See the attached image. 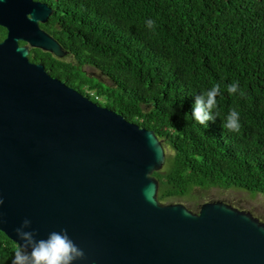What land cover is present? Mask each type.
I'll list each match as a JSON object with an SVG mask.
<instances>
[{"label":"water","instance_id":"obj_1","mask_svg":"<svg viewBox=\"0 0 264 264\" xmlns=\"http://www.w3.org/2000/svg\"><path fill=\"white\" fill-rule=\"evenodd\" d=\"M52 12L0 0V232L17 245L25 218L37 240L67 229L85 252L73 264H264L263 222L221 201L197 212L160 203L153 173L165 151L154 132L29 60V47L67 56L39 28Z\"/></svg>","mask_w":264,"mask_h":264},{"label":"trees","instance_id":"obj_2","mask_svg":"<svg viewBox=\"0 0 264 264\" xmlns=\"http://www.w3.org/2000/svg\"><path fill=\"white\" fill-rule=\"evenodd\" d=\"M35 1L52 8L44 29L67 56L34 49L29 60L154 132L165 151L162 169L153 173L160 203L200 202L210 188L264 197V0ZM86 67L110 83L89 76ZM233 81L243 96L229 95ZM216 83L215 119L199 124L192 117L195 98ZM233 108L239 133L224 127ZM16 246L0 232V264H11Z\"/></svg>","mask_w":264,"mask_h":264},{"label":"clouds","instance_id":"obj_3","mask_svg":"<svg viewBox=\"0 0 264 264\" xmlns=\"http://www.w3.org/2000/svg\"><path fill=\"white\" fill-rule=\"evenodd\" d=\"M156 22L147 21V27L154 29ZM229 95L236 94L238 91L243 96L244 92L240 90L239 81H233L226 85ZM221 93V85L216 83L205 93L195 98V106L192 117L202 125L212 121L215 117L212 115L213 109L217 107L216 97ZM230 132L239 133L241 131L240 113L236 108L230 110L226 117L224 125ZM3 198L0 197V205L3 204ZM0 219V223H2ZM32 221L25 218L15 233L19 238L17 246L14 249V256L11 264H73L74 261L85 259V252L78 247L72 239L69 238L67 229H61L59 232L53 231L48 234L46 239H36L37 231L31 229ZM30 249V251H29Z\"/></svg>","mask_w":264,"mask_h":264},{"label":"rangeland","instance_id":"obj_4","mask_svg":"<svg viewBox=\"0 0 264 264\" xmlns=\"http://www.w3.org/2000/svg\"><path fill=\"white\" fill-rule=\"evenodd\" d=\"M87 74L95 79H98L106 84L110 82L101 77V75L94 69L85 68ZM102 103V101L100 102ZM195 201V202H194ZM210 201H221L226 204L234 205L236 209L242 208L243 211L249 212L255 218L264 223V197L261 194L248 192L238 188H230L227 190L219 188H210L203 193V199L199 202L195 198L187 199L179 202L192 212H197L202 203Z\"/></svg>","mask_w":264,"mask_h":264},{"label":"flooded vegetation","instance_id":"obj_5","mask_svg":"<svg viewBox=\"0 0 264 264\" xmlns=\"http://www.w3.org/2000/svg\"><path fill=\"white\" fill-rule=\"evenodd\" d=\"M35 2H38V1H35ZM48 21H49V19L45 23H39L40 30L46 32L45 29H44V27L46 26V24L48 23ZM6 35H7L6 30L3 27L0 26V43L6 38ZM25 45H26L25 43L19 42V46H25ZM33 50H34V48H30L29 47V49H28V57L31 55V53L33 52Z\"/></svg>","mask_w":264,"mask_h":264},{"label":"built area","instance_id":"obj_6","mask_svg":"<svg viewBox=\"0 0 264 264\" xmlns=\"http://www.w3.org/2000/svg\"><path fill=\"white\" fill-rule=\"evenodd\" d=\"M90 95H92V96H93V94H90ZM95 100H99V98H98L97 96H95Z\"/></svg>","mask_w":264,"mask_h":264}]
</instances>
